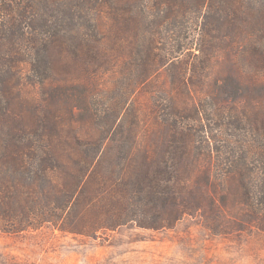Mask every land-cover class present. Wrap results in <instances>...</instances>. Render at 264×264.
Listing matches in <instances>:
<instances>
[{
  "label": "trees",
  "instance_id": "1",
  "mask_svg": "<svg viewBox=\"0 0 264 264\" xmlns=\"http://www.w3.org/2000/svg\"><path fill=\"white\" fill-rule=\"evenodd\" d=\"M221 59L244 91L264 77V0L0 1V231L52 225L95 236L129 223L172 227L204 200L215 203L221 189L210 176L194 183L182 174L194 150L186 124H167L160 154L137 155L142 120L131 100L163 67L181 63L173 71L184 86L188 65ZM104 74L118 95L106 90L108 103L99 104ZM27 84L38 95L23 94ZM261 115L238 122L253 130ZM238 147L232 169L245 171L256 146L245 139ZM230 178L253 214L244 222L264 226L256 177ZM147 210L154 220L139 217Z\"/></svg>",
  "mask_w": 264,
  "mask_h": 264
},
{
  "label": "rangeland",
  "instance_id": "2",
  "mask_svg": "<svg viewBox=\"0 0 264 264\" xmlns=\"http://www.w3.org/2000/svg\"><path fill=\"white\" fill-rule=\"evenodd\" d=\"M203 65L186 67L184 86L173 71L181 69V63L171 69L163 67L132 96L131 104L142 120L137 155L147 149L160 154L169 142L167 124L173 121L192 129V164L182 174L194 183H204L210 176V182L221 189L215 203L204 200L202 208L185 214L172 227L129 223L100 230L95 236L65 233L52 225L19 233L0 231V264H264V226L258 219L249 225L244 222V215L253 214L239 192L244 187L230 178L244 173L256 177V190L261 194L255 205L261 207L259 219L264 221L260 202L264 194V123L251 130L246 121L238 122V117L246 118L250 112L260 117L264 113V77L254 85L249 83L252 87L246 85L244 91L240 87L244 85L236 81V68L228 61ZM27 73L26 66L24 75ZM109 77L98 78L96 103H108L106 90L118 95ZM38 92V86L23 87V94ZM245 139L256 146L246 158L247 169H232V161L240 157L238 146ZM140 215L154 220L151 211Z\"/></svg>",
  "mask_w": 264,
  "mask_h": 264
}]
</instances>
